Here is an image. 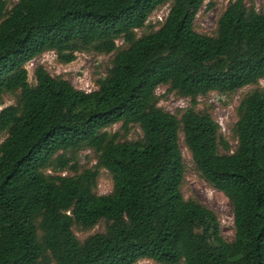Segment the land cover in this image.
<instances>
[{
    "label": "trees",
    "instance_id": "16d2710c",
    "mask_svg": "<svg viewBox=\"0 0 264 264\" xmlns=\"http://www.w3.org/2000/svg\"><path fill=\"white\" fill-rule=\"evenodd\" d=\"M205 2L0 0V101L14 98L0 110V264H264V6L229 0L207 34L196 29ZM164 6L156 28L150 17ZM49 51L64 64L94 51L110 66L91 91L43 64L32 83L27 64ZM160 86L190 105L167 111ZM247 86L233 147L199 98ZM182 142L229 199L232 239L216 211L185 197Z\"/></svg>",
    "mask_w": 264,
    "mask_h": 264
},
{
    "label": "rangeland",
    "instance_id": "374dc122",
    "mask_svg": "<svg viewBox=\"0 0 264 264\" xmlns=\"http://www.w3.org/2000/svg\"><path fill=\"white\" fill-rule=\"evenodd\" d=\"M16 2L17 0H11ZM258 8L264 6V0H254ZM209 2L214 5L212 8L208 7ZM229 0H206L205 5L196 17V29L201 33L214 34L217 27V20L221 13L226 9ZM168 6L162 7L156 11L151 17L150 22L159 26L168 13ZM145 30L138 31L143 34ZM118 44H122L119 40ZM111 57L100 54L94 51L79 52L77 58L71 63L64 64L58 60L55 52L49 51L27 64L29 71V79L32 83L35 82L33 73L34 68L43 64L54 76L60 75L69 79L77 88L86 91H91L97 88L96 80L107 74L110 66ZM260 86L264 87V79L260 81ZM255 86H247L234 94H221L218 92H211L207 97L201 96L200 107L206 104L213 107L212 113L214 118L222 127L223 133L230 139V144L234 147L236 140L231 137L230 131L234 123L237 121V107L241 98ZM157 94L160 97L159 105L171 113H177L178 109H183L190 105V99L178 96L174 92H168L167 88L160 86L157 89ZM14 103V98L7 94L3 97V103L0 101V110L9 104ZM120 124H116L113 129L117 130ZM141 134L139 127H133L128 134V138L135 139ZM6 134L0 132V144L4 141ZM182 152L187 166L186 182L183 187V193L186 198H196L205 203L208 207L216 211L220 217L221 228L223 235L228 239H232L234 235V222L231 203L229 199L219 190L207 184L200 174L194 169L193 160L190 152L182 142ZM88 156H92V151L84 150L81 152V162H87ZM95 164V161L92 162ZM113 179L112 175L107 170H102L98 192L100 194H107L112 191ZM102 225L96 226L89 231H77V235L83 239L90 233L101 231ZM136 264H158L153 260L144 259Z\"/></svg>",
    "mask_w": 264,
    "mask_h": 264
}]
</instances>
